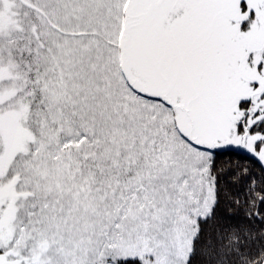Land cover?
Returning <instances> with one entry per match:
<instances>
[{
  "label": "snow or ice",
  "instance_id": "1",
  "mask_svg": "<svg viewBox=\"0 0 264 264\" xmlns=\"http://www.w3.org/2000/svg\"><path fill=\"white\" fill-rule=\"evenodd\" d=\"M0 264H264V0H0Z\"/></svg>",
  "mask_w": 264,
  "mask_h": 264
}]
</instances>
